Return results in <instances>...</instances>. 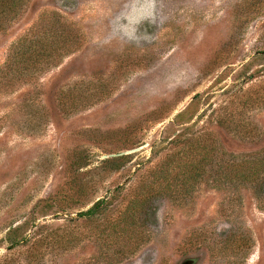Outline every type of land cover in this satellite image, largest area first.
Here are the masks:
<instances>
[{
  "label": "rangeland",
  "instance_id": "obj_1",
  "mask_svg": "<svg viewBox=\"0 0 264 264\" xmlns=\"http://www.w3.org/2000/svg\"><path fill=\"white\" fill-rule=\"evenodd\" d=\"M27 7L0 34V71L48 21L76 39L52 68L0 72V264H264V208L251 186L219 182L210 152L220 164L264 151V0ZM202 156L189 196L166 195L181 188L167 160ZM150 186L161 195L122 224ZM114 191L108 222L78 218Z\"/></svg>",
  "mask_w": 264,
  "mask_h": 264
},
{
  "label": "trees",
  "instance_id": "obj_2",
  "mask_svg": "<svg viewBox=\"0 0 264 264\" xmlns=\"http://www.w3.org/2000/svg\"><path fill=\"white\" fill-rule=\"evenodd\" d=\"M32 0H0V34L5 32L7 26L12 24L20 16L21 12L27 9ZM74 31L64 29L60 22L48 21L41 27H34L27 35L19 39L8 52L5 62V67L1 70V74L12 79H18L26 76H33L44 70L45 68L54 67L56 57L66 56L67 49L72 47L73 39H76ZM176 139V138H174ZM214 150H210L212 157H216L215 167L216 174L219 182L225 184H236L241 186H251L254 190L255 199L259 201L262 209L264 208V151L258 155L243 156L240 158L229 156L228 159L222 160L219 164L217 158L220 153L219 147L216 145ZM202 152L199 148H195L193 153ZM214 152H217L214 154ZM214 154V156H213ZM216 155V156H215ZM211 156V155H210ZM223 156V154L221 155ZM208 159L202 156L196 163H191L185 160V165H180L179 161L168 159L166 166L169 170L174 171L171 181L181 184L180 189L164 192L169 197L174 199H182L189 196L190 191L187 185H193L196 181L205 175V167L207 166ZM211 160L210 162H212ZM173 163L174 166H173ZM211 163H209L210 165ZM171 171V172H172ZM168 170L158 175L152 184L159 183L160 181H167L168 175L171 173ZM217 179V182H218ZM187 187V188H186ZM114 191L109 197H105L95 202L91 208L85 212L78 214V218H85L86 220H100L102 223L108 222L109 213L114 207L115 193ZM162 192L156 191L152 186L143 189L142 192L137 194L135 202L123 212L120 213V220L122 224H127L134 218L141 214L144 210L151 208V202ZM131 224V223H130ZM130 226V225H129ZM127 226V228L129 227ZM107 227V226H106ZM111 227V226H110ZM129 229V228H128ZM246 237L240 235L239 240L242 243ZM234 241V240H232ZM247 243V242H246ZM245 243V244H246ZM245 245L236 244L233 250L243 253L248 248ZM228 248H224L227 254Z\"/></svg>",
  "mask_w": 264,
  "mask_h": 264
},
{
  "label": "water",
  "instance_id": "obj_3",
  "mask_svg": "<svg viewBox=\"0 0 264 264\" xmlns=\"http://www.w3.org/2000/svg\"><path fill=\"white\" fill-rule=\"evenodd\" d=\"M139 151V149H136V150H131V151H128V152H126L125 154H117V155H112V156H110V157H121V156H124V155H130V154H133V153H135V152H138Z\"/></svg>",
  "mask_w": 264,
  "mask_h": 264
}]
</instances>
